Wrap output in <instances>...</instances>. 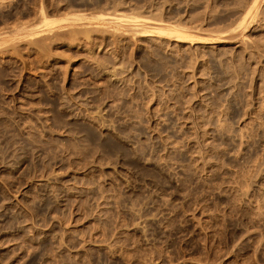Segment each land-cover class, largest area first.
I'll use <instances>...</instances> for the list:
<instances>
[{"label": "rangeland", "instance_id": "obj_1", "mask_svg": "<svg viewBox=\"0 0 264 264\" xmlns=\"http://www.w3.org/2000/svg\"><path fill=\"white\" fill-rule=\"evenodd\" d=\"M253 2L0 0V264H264Z\"/></svg>", "mask_w": 264, "mask_h": 264}, {"label": "bare ground", "instance_id": "obj_2", "mask_svg": "<svg viewBox=\"0 0 264 264\" xmlns=\"http://www.w3.org/2000/svg\"><path fill=\"white\" fill-rule=\"evenodd\" d=\"M254 2L250 5V7L249 8H247V9H245L244 11L246 12V14L243 16V22L244 23H246V20H247V18L249 17V16H253V15H256L257 14V12H258V10H259V8H260V3H259V0H253ZM244 4H245V1H244ZM247 4V3H246ZM249 4V3H248ZM244 6V5H243ZM45 8V7H44ZM244 8V7H243ZM240 10V9H239ZM243 10V9H242ZM244 13V12H243ZM39 14V13H38ZM41 14L43 15V18H42V21H43V26H45V27H51L52 25H54V24H62L63 22H65V21H67L68 19H53V18H50V17H48L47 15H45L46 13H45V10H41ZM119 14V13H118ZM95 15V14H94ZM92 16V15H90V16H88V14L87 15H85V14H81V15H77V16H74V17H71L70 18V20L72 21V24L74 23V21H75V23L77 22L78 23V21H80V23H81V21H87V20H91V23L93 22L92 20L94 19V20H103V24H104V20H106V19H108L109 18V20L110 19H112V23H114V26L115 27H118V29L120 28V27H123L125 24H128L129 26L130 25H132V28H134L133 30H136V32L137 33H139V34H145V35H152V34H157V35H160V36H168V37H171V38H174V39H176V40H180V41H190V42H195V41H197L199 38H195L193 35H191V34H189L187 31H185L184 29H182L179 25H167V23L166 24H161V23H159V22H157V23H154V25L152 24V25H146L147 24V22H148V19H145L144 17L142 18L141 16L140 17H138V16H128V15H116V14H114L113 16L112 15H110V16H108V14L106 15H104V14H101V15H95V16ZM254 17V16H253ZM41 18V17H40ZM251 18V17H250ZM85 21H84V23H85ZM242 21V20H241ZM248 21V20H247ZM80 23H78V24H80ZM105 23H106V21H105ZM108 23H109V21H108ZM110 23H111V20H110ZM109 23V24H110ZM66 24V23H65ZM64 24V25H65ZM69 24H71V23H69ZM82 24V23H81ZM86 24H88V21H87V23ZM102 24V25H103ZM124 24V25H123ZM41 25V26H42ZM64 25H63V27H64ZM100 25V24H99ZM123 25V26H122ZM42 26V27H43ZM65 26H67V25H65ZM110 26V25H109ZM135 26V27H134ZM86 27V26H85ZM113 27V26H112ZM131 27V26H130ZM129 27V28H130ZM88 28H90V27H88ZM126 28V27H125ZM85 29V28H84ZM94 29V28H93ZM128 29V28H127ZM45 30V29H44ZM49 30H51V28L49 29ZM75 30V29H74ZM79 30V29H78ZM83 30V29H82ZM87 30V29H86ZM47 31V30H46ZM77 31V30H76ZM42 31L41 30H34V31H32V32H30V34L29 35H35V34H40ZM90 32V31H89ZM92 33H93V31H92ZM136 33V34H137ZM27 34V33H26ZM25 34V35H26ZM82 34V33H81ZM83 35H84V33H83ZM87 35V34H86ZM85 35V36H86ZM28 36V35H27ZM70 36V35H69ZM56 37V36H55ZM147 37V36H146ZM219 37V36H218ZM53 38V37H52ZM68 38V37H67ZM220 38H221V36H220ZM201 39V38H200ZM212 40H213V38H211ZM210 39V40H211ZM217 39V38H216ZM208 40H209V38H208ZM198 41H200V40H198ZM214 41V40H213ZM35 45V44H34ZM39 45V44H38ZM38 45H36V46H38Z\"/></svg>", "mask_w": 264, "mask_h": 264}]
</instances>
